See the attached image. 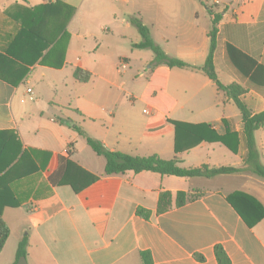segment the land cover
Returning a JSON list of instances; mask_svg holds the SVG:
<instances>
[{"label":"crops","instance_id":"crops-1","mask_svg":"<svg viewBox=\"0 0 264 264\" xmlns=\"http://www.w3.org/2000/svg\"><path fill=\"white\" fill-rule=\"evenodd\" d=\"M218 13L219 79L245 86L243 100L261 112L264 85L239 72L227 44L264 67V0H0V207L10 228L0 264L16 261L24 238L26 264H145L143 252L149 264H221L216 245L225 264H264V217L250 227L227 199L240 191L264 207L263 177L107 175L105 157L73 128L112 151L242 167L235 102L202 70L153 67V51L133 47L138 17L168 55L200 67ZM255 144L264 166V127ZM165 191L172 206L158 212ZM179 191L201 195L178 206Z\"/></svg>","mask_w":264,"mask_h":264},{"label":"trees","instance_id":"trees-1","mask_svg":"<svg viewBox=\"0 0 264 264\" xmlns=\"http://www.w3.org/2000/svg\"><path fill=\"white\" fill-rule=\"evenodd\" d=\"M220 16L221 15L219 13L214 14L212 27L209 33L211 42L208 56L205 63L200 67L168 55L163 50V48L154 41L149 27L146 26L141 18L138 17H133L131 20L137 27L142 40L139 43H134L133 47L152 50L154 53V59L151 62V65L153 67L159 64H166L169 67L202 70L211 80L216 83L219 90L225 92V94L235 102L242 115L245 139L249 149V155L247 160L244 161V165L242 167H212L208 164H202L197 167H184L179 164V160L176 157L172 159H164L156 154L140 156L127 154L120 151H112L106 148L102 141L89 136L81 127L74 124L73 128L76 129L81 135L85 136L92 149L98 155L105 157V174H119L132 170L136 173L141 171H152L162 175H176L181 177L204 176L211 178L217 175L231 174L248 170L264 178V166L258 161L259 154L255 144V132L258 129L264 127V110L254 113L242 98V96L247 92V88L236 82L223 84L219 79L215 67V51L218 42V29L216 25L219 22ZM227 53L239 72H241L244 77L249 78L250 84L256 86H261L262 84L264 85V67L259 65L255 59L243 53L236 46L230 43L227 44ZM74 73L75 77L80 81H87L91 77L89 71L81 68L75 69ZM176 125H178V123H176ZM215 140L223 141V139L218 136L215 137ZM200 195L201 194L199 193L190 194L185 191H179L177 193V205L181 206L187 201L193 200ZM171 197L172 194L170 191H165L160 194L158 212H165L172 206ZM227 199L250 227H253L264 217L263 205L257 199L245 193L235 191L229 194ZM137 213L145 218H148L150 211L143 208H138ZM9 235L10 228L3 218L2 207H0V252L3 250ZM27 245V238H24L20 241L17 249L16 261L13 264H17L21 258L26 257ZM215 254L219 263L225 264L229 262V257L221 245L215 246ZM148 255L149 254L147 252L142 253L145 264L151 263V260L147 259ZM198 257L203 259L202 256Z\"/></svg>","mask_w":264,"mask_h":264},{"label":"water","instance_id":"water-1","mask_svg":"<svg viewBox=\"0 0 264 264\" xmlns=\"http://www.w3.org/2000/svg\"><path fill=\"white\" fill-rule=\"evenodd\" d=\"M18 264H26V259L25 258H21L19 260V263Z\"/></svg>","mask_w":264,"mask_h":264},{"label":"built area","instance_id":"built-area-1","mask_svg":"<svg viewBox=\"0 0 264 264\" xmlns=\"http://www.w3.org/2000/svg\"><path fill=\"white\" fill-rule=\"evenodd\" d=\"M27 91H28V92H31V91H32V89H31V88H28V89H27ZM31 99H32V97H31Z\"/></svg>","mask_w":264,"mask_h":264},{"label":"rangeland","instance_id":"rangeland-1","mask_svg":"<svg viewBox=\"0 0 264 264\" xmlns=\"http://www.w3.org/2000/svg\"><path fill=\"white\" fill-rule=\"evenodd\" d=\"M136 74H137V71H136Z\"/></svg>","mask_w":264,"mask_h":264}]
</instances>
